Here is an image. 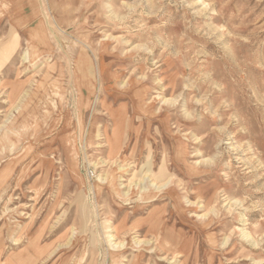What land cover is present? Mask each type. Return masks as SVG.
I'll return each instance as SVG.
<instances>
[{"label": "rangeland", "instance_id": "obj_1", "mask_svg": "<svg viewBox=\"0 0 264 264\" xmlns=\"http://www.w3.org/2000/svg\"><path fill=\"white\" fill-rule=\"evenodd\" d=\"M33 3L53 56L22 68L27 47L1 8L0 85L18 68L29 92L49 65L51 82L60 65L78 67L96 133L86 145L64 74L74 159L61 147L60 125L42 119L45 101L60 100L48 87L38 107L44 124L34 135L15 133L32 135L30 147L9 144L0 164L9 169L0 176V264L32 239L35 264H111L107 236L120 224L114 264L143 251L139 264H264V0ZM100 100L124 108L116 164L107 161L102 133L111 123ZM8 107L0 93V129L13 116ZM110 167L118 192L105 185ZM159 220L186 243L179 258L155 245Z\"/></svg>", "mask_w": 264, "mask_h": 264}, {"label": "bare ground", "instance_id": "obj_2", "mask_svg": "<svg viewBox=\"0 0 264 264\" xmlns=\"http://www.w3.org/2000/svg\"><path fill=\"white\" fill-rule=\"evenodd\" d=\"M1 8L5 10L4 14L7 16V20L11 23V25H13L22 33L24 43L27 47L25 56H22L23 58L21 59V63L23 64L26 60H28V62L24 63V65L21 64V67L26 68L27 65L32 66L41 59H46V61H48L53 56L54 45L49 43L50 41L47 31L48 28L46 29V23H44L42 19L39 18V11L37 7L34 6L33 0H0V9ZM15 39L13 42H9L13 50H15V47H17L15 45ZM0 49L3 51L2 47H0ZM1 51L0 54L2 53ZM6 53H8L7 49ZM77 68L72 69L70 64H64L63 66L60 65L57 76L51 82V79L53 78L50 76V71H54L55 68L49 65L44 71L41 81H36L33 88H31L29 92L25 91V84L21 81V79H19L21 71L18 68L16 69V74L13 79L7 78L5 79L7 82L0 85V93L6 96L7 104L9 106L8 108L10 109L8 112L11 110L13 111V116L8 119V122L0 129V164L4 162V159H6L5 153L7 152V147L9 144H12V146L15 147L24 143L27 147H30V145H27L28 140L30 137H32V135L36 134V132L40 129L41 124H44V121L49 118L55 125H60V132L62 133V135H60L61 147L63 148V151L67 152L71 156V159H74L75 152L72 143L73 130L71 126V120L75 112H72L68 106L62 104L63 98L72 92L69 91V86L60 87L61 78H63L64 74H69V77L71 78L74 98L77 102L76 117L79 121V126L76 124L75 125L78 127L82 137L86 133V145L91 144L96 133V117L98 114L96 115L93 113L89 115L88 126L86 117L88 112L92 110L90 106V98H92V96L90 95V88L81 81L82 79H79ZM48 87L55 89V91L52 90V92L56 96L60 97L61 101H45V103L49 102V105L46 109L45 115L42 117L44 120H42V122L39 120L38 107L40 104H42L43 99L49 98L50 91ZM98 103L104 113L103 115H106L111 123L110 129L107 130L105 128L102 133V136L104 137L102 138L104 140V147L106 148L107 161L111 164H116L117 160H119L122 156L123 137L127 130L124 121L125 117L123 115L124 108L122 106L114 108L111 104L105 103L103 100L98 101ZM24 129L33 130L32 135L29 136L28 140L27 138L18 139V135L16 136V134H20V132H22ZM10 134L16 137L15 141L10 139ZM111 169L112 167H110V169L106 172L105 185L111 190V192H118L116 184V170L114 169V171H111ZM119 169L123 170V167L120 166ZM8 170V165L5 164L2 168H0V176L5 177L8 174ZM155 226L156 231L153 233L156 236L155 245L158 246V248L171 251L172 256L177 258L186 252L188 249L186 243L184 242L181 244L182 238L174 234V230L165 228L161 220H159ZM121 228L122 226L120 224L110 231L114 233L113 235L107 236L111 264L116 263L122 253V247L124 244L121 241L116 244H110L111 240L118 238ZM131 230H133L134 233L137 232L134 225L132 226ZM39 254L40 247L37 246L36 241L32 239L28 242L27 249L24 253L18 256L7 257L6 260L1 264H35V262H37L35 260ZM144 254V251L142 253L138 252L136 258L129 262V264H139V257H142ZM150 254L152 253H149V255Z\"/></svg>", "mask_w": 264, "mask_h": 264}]
</instances>
